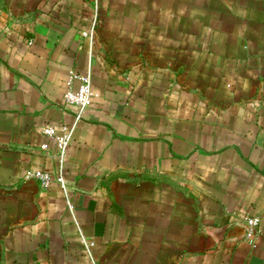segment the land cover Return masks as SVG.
Returning a JSON list of instances; mask_svg holds the SVG:
<instances>
[{
  "label": "crops",
  "instance_id": "1",
  "mask_svg": "<svg viewBox=\"0 0 264 264\" xmlns=\"http://www.w3.org/2000/svg\"><path fill=\"white\" fill-rule=\"evenodd\" d=\"M0 264H264V0H0Z\"/></svg>",
  "mask_w": 264,
  "mask_h": 264
},
{
  "label": "built area",
  "instance_id": "2",
  "mask_svg": "<svg viewBox=\"0 0 264 264\" xmlns=\"http://www.w3.org/2000/svg\"><path fill=\"white\" fill-rule=\"evenodd\" d=\"M76 80L80 81V87L78 90H75L74 87H72L73 82ZM94 97L90 77L73 74L69 80L68 89L64 95V99L67 105L78 108L79 112L76 116V122H79L86 110L93 105ZM74 130L75 125L71 127L62 126L60 128L46 126L43 129V134L54 143L61 162L60 170L56 175L44 171H35L31 174L30 177L36 179L43 188L48 189L56 184L66 191V181L63 172L64 162L67 150L73 138ZM41 148L46 151L48 149V144H44ZM243 220L248 237L250 240H253L258 232L260 220L257 217H244ZM251 244H253L252 241Z\"/></svg>",
  "mask_w": 264,
  "mask_h": 264
}]
</instances>
